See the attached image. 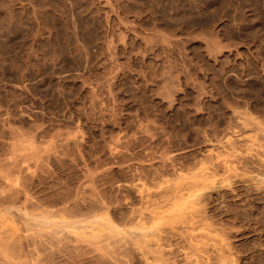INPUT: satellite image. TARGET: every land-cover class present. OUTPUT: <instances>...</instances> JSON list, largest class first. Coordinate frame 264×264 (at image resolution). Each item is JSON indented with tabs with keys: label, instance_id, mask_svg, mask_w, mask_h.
<instances>
[{
	"label": "rangeland",
	"instance_id": "1",
	"mask_svg": "<svg viewBox=\"0 0 264 264\" xmlns=\"http://www.w3.org/2000/svg\"><path fill=\"white\" fill-rule=\"evenodd\" d=\"M0 32V161L10 160L3 163L8 171L15 163L10 170L15 167L18 183L23 179V194L30 191L27 194L35 198L29 204L41 202V208L44 205L48 208L43 209L51 211L71 197L77 201L81 211L77 216H83L70 222L78 227L84 221L80 226L85 228L78 227L77 233L99 235L98 243H104L109 257L99 252L80 255L79 251L76 257L72 250L61 251L63 244L58 247L52 235L49 246H31L33 251L25 247L24 262L145 264L136 246L127 248L130 243L126 240L128 245L124 244L123 238L141 244V238L137 242L139 238L133 236L136 230L130 216L140 208L146 212L144 217L153 213L146 207L147 213L142 202L149 205L154 200L145 202L143 193H157L162 181L173 179L181 168L186 173L191 167L195 171L205 166L207 171L215 170L212 181L217 183L199 201L203 220L211 222V227L202 220L192 230L184 221L183 228L184 219L172 213L177 201L171 204L175 206L171 212L164 209L166 201L155 200L154 210L160 213L164 209L168 215L165 221L171 213L179 219L158 223L159 227L155 223L156 229L152 225L153 234L165 246L164 259L157 263L187 264L184 252H190L193 245L207 248L203 250L213 264V246L224 238L233 255L229 264H264V159L254 156L257 143L249 146L253 152L246 146L249 143H236V153L231 154L234 149L229 152L224 147L226 134L233 137L234 133L236 138L245 127L254 130L252 134L257 133L258 124L264 128V0H0ZM262 132L256 136L264 135ZM260 142L264 144L261 140L257 145ZM27 145L32 146V153ZM214 146L212 157L207 156ZM183 148L190 149L188 156L173 161L175 165L165 158L168 162L163 166V156ZM219 156L235 161L230 170L216 168ZM160 172L164 178L158 176ZM193 172L191 175L198 173ZM15 175L11 177L15 179ZM203 179L210 186L211 179ZM19 184L14 186L21 187ZM24 203L23 198L11 206L12 214L19 207L23 211ZM179 205L177 209L184 206ZM25 207L24 212L31 213ZM15 217L17 227L23 228L21 235L26 237L35 230ZM55 221L53 228L63 227H57ZM87 221H97L92 224L95 228L98 223V227L105 225L95 231L86 228L91 226ZM108 221L113 228L106 227ZM150 221L145 222L150 223L145 225L147 229ZM127 229L132 233L122 234ZM202 232L211 235L205 237ZM121 236L124 241L118 240ZM190 236L192 241L205 239L189 242ZM51 245L59 250H52ZM50 251L66 255L51 259ZM0 264H5L2 259Z\"/></svg>",
	"mask_w": 264,
	"mask_h": 264
},
{
	"label": "bare ground",
	"instance_id": "2",
	"mask_svg": "<svg viewBox=\"0 0 264 264\" xmlns=\"http://www.w3.org/2000/svg\"><path fill=\"white\" fill-rule=\"evenodd\" d=\"M3 10H5V9H3ZM8 20V19H7ZM6 22V21H5ZM6 25V24H5ZM4 27V26H3ZM2 31V30H1ZM5 33V32H4ZM0 35H1V32H0ZM2 36H3V34H2ZM1 39V38H0ZM3 119H4V116H3ZM253 119V118H252ZM254 120V119H253ZM244 122V121H243ZM259 123H261V122H259ZM243 125H244V123H242ZM241 124V125H242ZM3 125V124H2ZM242 125V126H243ZM245 125H247V124H245ZM5 126V125H4ZM257 126H260L261 128H262V126L261 125H257ZM256 126V127H257ZM243 127H245V126H243ZM249 127V126H248ZM254 127H255V125H254ZM260 127H258L256 130V134L257 135H259V133L260 132H262L261 130H264V128H260ZM240 128H242V127H240ZM3 129V128H2ZM253 129V128H252ZM259 129H261L260 131H259ZM241 131H242V133H240L241 135L240 136H238V137H236V138H234V133H233V137L230 135V134H226V135H224V147L225 148H227L226 150L227 151H229L230 149H234V151H229L230 152V154L232 153V152H234V153H236V147L234 146L236 143L237 144H239V143H243V144H245V143H249V145H246V146H248V148H249V151L250 152H253V151H251V149H253V145L255 146V144L257 143L258 144V141H261V140H264V138H258V139H261V140H258L257 141V137H261V136H264V135H261V136H256V134H252L253 133V131L251 130V128L250 129H248L247 127H245L244 129H241ZM258 131H259V133H258ZM5 132V131H4ZM262 133H264V132H262ZM261 133V134H262ZM15 134V133H14ZM224 134V133H223ZM232 134V133H231ZM3 138V137H2ZM4 141H6V140H4ZM250 142H252V143H250ZM6 143H7V141H6ZM5 143V144H6ZM261 143V144H260ZM259 143V145H257L256 144V149L257 150H255V152H254V156L255 157H257V158H259V160H261V159H264V158H261V156H264V151H262V150H264V148H262V147H264V144H262V142H260ZM243 144H240V145H243ZM14 145V144H13ZM22 145V144H21ZM250 145H252L251 147L252 148H250L249 146ZM258 146V147H257ZM223 147V148H224ZM243 147H245V146H243ZM17 148V147H16ZM26 150L28 149V151L30 150H32V146L30 147V145H27L26 147ZM33 148H34V146H33ZM213 148H216L215 146L214 147H211V148H209L207 151V156H211L212 154L211 153H213ZM224 148V149H225ZM245 148H247V147H245ZM19 149V148H18ZM21 149V148H20ZM212 149V150H211ZM217 149V148H216ZM229 149V150H228ZM259 149V150H258ZM262 149V150H261ZM16 150V149H15ZM33 150H35V148L33 149ZM176 150V149H175ZM215 150V149H214ZM227 151H226V153L225 154H227ZM245 151H247V150H245ZM190 149H189V151L186 149V148H183V149H178V150H176V151H174V152H172V153H170L169 154V156L167 157V156H163L162 158H164V160L162 161V162H164L165 161V158L169 161H171V163L173 162V161H175V160H178V161H180L178 158H180V157H184V156H188L190 153ZM31 153H32V151H31ZM234 153H233V155H234ZM1 154H3V153H1ZM7 154V153H6ZM222 154H224V153H222ZM33 155V154H32ZM219 155H221V154H219ZM233 155H231V156H233ZM1 156V155H0ZM7 156V155H6ZM35 156V155H34ZM227 156V155H226ZM212 157V156H211ZM219 157H221V158H215V164H217V166H219V167H216V168H220V167H223V168H228V170H230L231 169V167H230V165L231 166H233V164H234V160H232L231 159V161H230V159H228L227 157H225V158H227L228 160H226L225 158H222L223 156H219ZM230 157V156H229ZM254 157V158H255ZM4 158H5V156H4ZM7 158H9V157H7ZM6 158V159H7ZM252 158H253V155H252ZM3 159V158H2ZM153 159V158H152ZM161 159V158H160ZM160 159H158V160H160ZM185 159V158H184ZM166 160V161H167ZM181 160H182V158H181ZM6 161V163L8 162V161H10V160H4V162ZM153 161V160H152ZM155 161V160H154ZM165 161V162H166ZM167 161V162H168ZM206 161V160H205ZM234 161V162H233ZM1 163H0V259H2V261L5 263V264H22V262H23V264H27L28 262H26V260H25V262H24V260H23V253H24V250H26V248L25 247H29V248H31V250L33 251V246H34V249H35V246L36 247H38V246H43V245H45V244H48V242L50 241V239H52V237L53 236H55L54 238H56L57 239V243H59V245L58 244H55V243H53V242H55V241H53L52 243L53 244H55V246L56 245H58V247H61V245H62V247L60 248V249H62L61 251H63L64 249H65V251L67 250V251H69V252H71V250L73 251V252H75V255H76V252H77V255H78V251L80 252V255H84V253L85 252H94V254L95 253H100V255L101 256H103V255H106L107 257H108V252H106L105 251V249H104V243L102 244V245H100L98 242H99V240H100V237H99V235H97L98 237H95L96 236V234L94 235V234H91V236L90 237H88V235H87V233H86V236L84 235L85 233L83 232V236H82V232L80 231V232H78L77 233V231H76V229L79 227H81V228H85V226L83 227V226H80V225H83V223H85L84 221L82 222V223H80L79 224V226L77 227L76 225H74V223L72 224V221H77V219H79V218H81V217H78L77 215L79 214V212H81V211H79L78 212V210H77V206L79 205H77V201L76 202H74L73 200H72V197H71V200H69V201H61L56 207V209H53V207H51V205L49 206V207H51V211L49 210H45V209H43L44 207H46V206H44L43 205V208H41L42 206L41 205H39L40 203H35V204H29V203H31V202H28V201H30L33 197L31 196V198H30V195L29 194H27V193H29L30 191H28V192H25V194H23V179H21V176H20V178L19 179H21V181L19 182L20 184H22V186L16 181V180H18L17 178L19 177V175H18V173H17V171L15 170V167L13 168V170H10V168L12 169V166L13 165H15V163L12 165V166H10L9 167V171L6 169V164H3L4 162H2V161H0ZM132 162V161H131ZM161 162V163H162ZM164 162V165L163 166H165V163ZM177 162V161H176ZM8 163H10V162H8ZM129 163V162H128ZM148 163V162H147ZM182 163V162H181ZM180 163V164H181ZM185 163V162H184ZM201 163V162H200ZM203 163V162H202ZM205 163V162H204ZM212 163V162H211ZM132 164V163H131ZM168 164H170V162L168 163ZM172 164H174V163H172ZM183 164V163H182ZM182 164H181V166H182ZM213 165H215L214 163H212ZM9 165H11V164H9ZM159 165V164H158ZM157 165V166H158ZM161 165V164H160ZM160 165H159V168H161L160 167ZM167 165V164H166ZM175 165V164H174ZM185 165V164H184ZM204 165H206V164H204ZM20 166V165H19ZM133 166H135V165H133ZM162 166V165H161ZM169 166H171V164L169 165ZM177 167H180V165H176ZM175 166V167H176ZM194 166H196V165H194ZM207 166V168H211L212 169V167H208L209 165H206ZM210 166H212V165H210ZM216 166V165H215ZM215 166H213V167H215ZM17 167V166H16ZM124 167V166H123ZM153 167V166H152ZM166 167V166H165ZM172 167V166H171ZM176 167V168H177ZM183 168H184V166H182ZM19 168V167H18ZM22 168V167H21ZM155 168V167H154ZM163 168V167H162ZM162 168L160 169V171H162ZM174 168V167H173ZM192 168V167H191ZM190 168V169H191ZM205 166H199V168L197 169L196 167H195V169H197V170H195V171H197L198 173L200 172L201 174L200 175H198V176H201L202 175V177H201V180H200V178H198V176H197V178H195L196 176L195 175H197L198 173H196L195 171H194V169H192L194 172H195V175H191V173L193 172V171H191L190 169V171L191 172H184L183 173V171L181 172V170H184V169H178L179 170V172H176L175 174H174V172H175V169L173 170V174L175 175V177L173 176V174H172V177H174L173 179H170V181H168L169 180V178L168 179H166L165 181L167 182L166 184H165V181L163 182L162 181V183H164V185H162V187L160 186V188H161V190L159 189V191H158V188L156 189L157 190V193L155 192V193H152V191H147V192H145L146 193V195H144V193H143V195L142 196H144V197H146V199L145 198H143L144 199V201L146 202L147 200L150 202H152V200H156V201H160V202H162L163 201V203H164V201H166L165 203V205H164V209H166V211H168V210H172V208H174L175 206H177V207H175V209H176V212H178L177 210H179L180 212L179 213H177L176 214V212L175 211H173V210H175V209H173L171 212L172 213H175V215H177V217L179 218V216H180V218H183L184 220H181V222H183L182 223V226H183V228H185V222L187 223V225L189 226V227H186L188 230H192L193 228L191 227V226H193L194 224H196V223H199V222H201L203 219H205L204 217V213H203V211H202V209H200V207H199V201H200V199H203L206 195H208L209 193H211L210 192V189H212L213 187V189H216V185H217V183L215 184V182L216 181H214V180H216V179H214L213 181H212V179H213V177L216 175L215 173H213V170H209V171H207V170H205ZM230 168V169H229ZM17 169V168H16ZM156 170V169H155ZM147 171V170H146ZM149 171V170H148ZM157 171V170H156ZM166 171V170H165ZM170 171V170H169ZM176 171H177V169H176ZM185 171V170H184ZM210 171H212V173L210 172ZM18 172H20V169H18ZM154 172V171H153ZM157 172H159V170L157 171ZM193 172V173H194ZM206 172L208 173V172H210L209 174H206ZM214 172H215V170H214ZM21 173V172H20ZM148 173V172H147ZM169 173H171V172H169ZM190 173V175L189 176H187L188 174ZM12 174H16L15 176V179L13 178V177H11V175ZM144 174V173H143ZM155 174H157V173H155ZM163 173L162 172H160V175H159V173H158V176L160 177L161 175H162ZM215 174V175H214ZM151 175V174H150ZM167 175H168V173H167ZM167 175H164V176H166L167 177ZM209 175V176H208ZM211 175V176H210ZM214 175V176H213ZM170 176V175H169ZM23 177V176H22ZM152 177L154 178L155 176L154 175H152ZM165 177V178H166ZM171 177V176H170ZM209 177H211V178H209ZM13 178V179H12ZM152 178V179H153ZM161 178H164V177H162L161 176ZM161 178H158V179H161ZM195 178V179H194ZM203 178H208L207 179V181H209L210 179H211V181H209V182H207V183H209L210 184V186L207 184V186H205L204 184L206 183V180L203 182L202 180H204ZM155 179V178H154ZM153 179V181H155ZM171 180H174V181H172L171 182ZM199 182H198V181ZM17 183H16V182ZM157 181H159V180H157ZM22 182V183H21ZM171 182V183H170ZM200 182H202V183H200ZM212 182H214V184L212 183ZM222 182V181H221ZM220 182V183H221ZM13 183H15V184H19L21 187H17V186H14L15 184H13ZM213 186H212V185ZM221 185H222V183H221ZM220 185V186H221ZM27 186V185H26ZM25 186V187H26ZM25 187H24V189H25ZM206 189H209V190H206ZM26 191L28 190V188L27 189H25ZM139 190V189H138ZM140 192H141V190H139ZM139 191H137L138 193H139V195L141 194ZM143 191H145L144 189H143ZM209 191V192H208ZM58 192V191H57ZM151 192V193H150ZM208 193V194H205V193ZM27 194V195H26ZM217 194V193H216ZM23 195H24V197H23ZM29 195V196H28ZM138 195V196H139ZM222 195V194H221ZM220 195V196H221ZM56 196H57V194H56ZM59 196V195H58ZM219 196V195H218ZM28 197L30 198V199H28ZM24 198V202L26 201V203H24V204H26L27 205V208L29 207L30 209H32V211H31V213L29 212H24L25 211V209H26V205L24 206V209H23V211H21L22 209H19V208H16L15 210H17V214H12L13 212H11L10 210L12 209L13 210V208H10L11 206H13L14 204H17V202H20V200L21 199H23ZM35 198H33L32 200H34ZM38 199V198H37ZM76 199V198H75ZM40 200H41V198H40ZM63 200V199H62ZM139 200H141V195H140V198H139ZM179 200V201H178ZM36 201V200H35ZM37 201H39V199L37 200ZM70 201H73L72 203H69ZM141 201H143V200H141ZM141 201H139V202H141ZM154 201H153V204H154ZM175 201H177V204L175 205ZM22 202V201H21ZM34 202V201H33ZM148 202V203H149ZM169 202V204H170V206H172V205H175V206H172V207H169V204H167ZM175 202V203H174ZM178 202H179V204H181V207L184 205L185 206V208L183 209V207L182 208H179V209H177L180 205L178 204ZM182 202V203H181ZM54 203V202H53ZM56 203V202H55ZM54 203V204H55ZM158 203V202H157ZM184 203V204H183ZM23 204V205H24ZM44 204V203H43ZM142 204H143V207H144V205H146L145 206V209H146V207L148 208V210L150 209H152L153 210V213L150 211V213L152 214L151 215V217L149 216L150 215V213L147 211V209L145 210V211H147V213H149V215L148 214H146L145 215V217L146 216H149V218H147L146 217V219H145V221H144V215L143 214H145V213H143L142 211H144V210H140V209H142V208H140V206H139V210H136L137 212H136V215H135V213H133V214H131V216H130V220H134V222H132L133 223V225H134V227H133V229L134 230H136V231H133V236H137L136 238H141V240H140V238L137 240V242L139 241V243H141V244H139V245H137L135 242H133L132 241V239H134V238H129V237H123V238H125V241L123 240V238H122V236H121V238H119L118 240H120V239H122V240H120V241H124L125 243L124 244H126V240L128 241V244L130 243V245H128V244H126V245H128L127 246V248L128 247H130L131 245L133 246L134 245V247L136 246V252L138 251L139 253L138 254H140V257L142 256L143 257V259H144V261H145V264H148V263H150V261H152L153 262V260H156V263L158 262V263H160V261H161V263H162V259H164L162 256H163V251H164V245H163V243H161L160 242V238L158 237V235H156V234H153L154 232H152V231H154L153 230V228L155 227V229H156V227L159 225H164V224H166V223H170V222H172V223H175V221L177 220V221H179V219L177 218V217H175L174 216V218H173V215H172V213H171V215H172V219L174 220V222L173 221H171L172 219L170 218L171 217V215H170V217H168V222L167 221H165V219L167 220V218H165V217H167L166 216V214H165V210L163 209L162 211L161 210H159L160 211V213H162V214H160L159 212H158V210H154V208H156V207H154L153 208V204L152 203H149V205L151 204L152 206V208L150 207L149 208V205H147V203H145L144 204V202H142ZM142 204H140L141 205V207H142ZM155 204H156V202H155ZM172 204V205H171ZM183 204V205H182ZM22 205V204H21ZM179 205V206H178ZM48 206V205H47ZM54 206V205H53ZM28 208V209H29ZM48 207H46V209H47ZM168 208V209H167ZM29 209V210H30ZM27 210V209H26ZM52 210H54V211H52ZM34 211V212H33ZM36 211H38V213L36 212ZM163 211H165V212H163ZM141 212V213H140ZM156 212V213H155ZM158 212V213H157ZM52 213L54 214L53 216H52ZM59 213H61V214H63V216L62 217H60V219H58L59 217L58 216H60L61 214H59ZM143 213V214H142ZM13 216H12V215ZM57 214H59L58 216H56ZM66 215V217H65V215ZM128 214V213H127ZM11 215V216H10ZM81 215V214H80ZM133 215V216H132ZM165 215V216H164ZM14 216H17V217H15V218H18V216H19V220L21 221V220H25L28 224V226L30 225V226H32V230L33 229H35L32 233H29L30 235H26V237H25V233H24V236L23 235H21V226L20 227H17V224L15 223L16 221L14 220V218H12V217H14ZM54 216H56V217H54ZM128 216V215H127ZM52 217V218H51ZM56 219V221L58 222H56L55 221V223H57V227H59V225H63V227L62 228H53V227H55V225L56 224H54V218ZM63 217H65L66 218V220L68 221V222H66V220L64 219V222L61 220V218L63 219ZM75 217H78V218H75ZM74 219V220H72L71 222H70V220L71 219ZM150 218L152 219L151 221H150ZM170 218V219H169ZM207 218V217H206ZM76 219V220H75ZM121 219V218H120ZM127 219V218H126ZM128 219H129V217H128ZM127 219V220H128ZM147 219H149V221L150 222H152L151 223V225L150 226H148L150 229H151V227H152V225L154 224V227L151 229V232H150V229H147L146 227H145V225H148V224H150V223H148V224H146L145 222H146V220ZM50 220H53V221H50ZM59 220H61L60 221V223H59ZM169 220H170V222H169ZM15 221V222H14ZM17 221H18V219H17ZM19 221V222H20ZM22 222V223H24L25 225H26V222ZM163 221V222H162ZM185 221V222H184ZM204 221V220H203ZM207 221L208 220H205L204 221V223H202V224H206L207 223ZM14 224H16V226L15 225H13L12 223ZM90 221H87V223H86V225L89 223ZM97 221H95V222H93L92 223V221L90 222L91 223V226H92V228H91V226H89V224H88V227H86V228H89L90 227V229H93L94 228V230L95 231H97L98 229L97 228H101V227H103V225H105V223L103 224V223H100V225L101 224H103L101 227H98L99 226V223L97 224V228H95V225H92V224H94V223H96ZM109 222V221H108ZM128 222V221H127ZM137 223V224H134V223ZM142 222H144V223H142ZM166 222V223H165ZM125 223H126V220H125ZM130 223V222H129ZM155 223H156V225H155ZM162 223V224H161ZM164 223V224H163ZM177 223V222H176ZM179 223V222H178ZM108 224V225H107ZM113 225V223L112 222H109V223H106V227H112V225ZM131 224V223H130ZM143 224H144V226H143ZM23 225V224H22ZM26 225V226H27ZM53 225V226H52ZM136 225V226H135ZM210 225V226H209ZM19 226V225H18ZM25 226V227H26ZM27 226V228H29ZM158 226V227H159ZM203 226V225H202ZM202 226H200V227H202ZM206 226H209V227H211V222H209V224H206ZM206 226H203L202 227V229H206V228H208L209 230L208 231H210V228L209 227H206ZM113 228V227H112ZM23 229V228H22ZM51 229H53V230H51ZM97 229V230H96ZM133 229H131V231L133 230ZM201 229V230H202ZM19 230H20V232H19ZM27 230V229H26ZM25 230V231H26ZM29 230H30V228H29ZM129 229H127V233L125 234V231L126 230H124L123 231V233L122 232H120V233H122V234H124V235H127L128 233H132V232H130V231H128ZM207 230V229H206ZM213 230V229H212ZM23 231V230H22ZM28 231V230H27ZM95 231H92L91 232V230L89 231V232H91V233H93V232H95ZM203 231V230H202ZM205 231V230H204ZM199 232H201V231H199ZM198 232V233H199ZM206 232V231H205ZM205 232H202V235L203 236H205V237H208V235H209V237H210V235L211 234H203V233H205ZM211 232H213V231H211ZM80 233V234H79ZM134 233H135V235H134ZM197 233V234H198ZM215 233V232H214ZM213 233V234H214ZM23 234V233H22ZM90 234V233H89ZM118 234L119 233H117L116 234V237L118 236ZM196 234V235H197ZM220 234V233H219ZM218 234V235H219ZM53 235V236H52ZM93 235V236H92ZM123 235V236H124ZM130 235H132V234H130ZM52 236V237H51ZM82 236V237H81ZM129 236V235H128ZM132 236V237H133ZM139 236V237H138ZM192 237L194 236L193 234L191 235ZM191 236H190V238H189V240L191 239ZM199 236H201L200 234H199ZM198 236V237H199ZM214 235H212V237H213ZM49 237H51V238H49ZM119 237H120V235H119ZM194 237H196V236H194ZM221 237V236H220ZM222 237H223V235H222ZM23 238H25L24 240H23ZM98 238H99V240H98ZM200 238V237H199ZM218 239H219V237H217ZM195 239V238H194ZM202 238H200V239H195V240H201ZM205 238L203 237V240H204ZM209 239V238H208ZM213 239H216L215 237H213ZM218 239H216L217 241H218ZM52 240H54V239H52ZM194 240V241H195ZM203 240H201V241H199L200 243L203 241ZM224 238L221 240L220 239V242H216L217 243V245L214 247L213 246V248L214 249H212L213 250V253H214V263L215 264H229L230 262H233V258H232V254H231V252H230V248L228 247V245L226 244L227 242H224ZM192 241V239L189 241V242H191ZM194 241H192V242H194ZM210 241V240H209ZM206 242V241H205ZM50 243V242H49ZM51 243V244H52ZM60 243H61V245H60ZM101 243V242H100ZM107 243V242H106ZM123 243V242H122ZM134 243V244H133ZM197 242H195V244H196ZM213 243V242H212ZM216 243H213V244H216ZM52 244V245H53ZM99 244V245H98ZM199 244V243H198ZM197 244V245H198ZM212 244V245H213ZM50 246V248L53 250V248H56V250L58 249L59 250V248L58 247H53V246ZM107 245V244H106ZM105 245V246H106ZM108 245H109V243H108ZM107 245V246H108ZM126 245H124L125 247H126ZM202 245V244H201ZM32 246V247H31ZM45 246H49V244L48 245H45ZM106 246V247H107ZM110 246V245H109ZM131 246V247H132ZM134 247H132L133 249H135ZM28 248V249H29ZM47 248V247H46ZM68 248V249H67ZM109 249H110V247H108ZM132 248L130 249V250H132ZM193 245H192V247H190L189 248V250H190V252L188 251V250H186L185 251V248H183L184 249V257L183 258H185L186 260H188L187 262V264H209V257L207 256V252L208 251H206V250H203V249H207V248H198V247H196V248H193ZM30 250V251H31ZM38 250V249H37ZM49 249H47L46 251L47 252H49L48 251ZM57 250V251H58ZM106 250L108 251V249L106 248ZM194 250V251H193ZM200 250H201V252H200ZM39 251V250H38ZM57 251H50V254H52V257H50L51 259L53 258V255H55V253L57 252ZM61 251H59V252H61ZM67 251H66V253H67ZM192 251V252H191ZM36 252V251H35ZM34 252V253H35ZM40 252V251H39ZM38 252V253H39ZM55 252V253H54ZM198 252H200V253H198ZM205 253V254H203V253ZM44 253V252H43ZM54 253V254H53ZM58 253V252H57ZM62 253H64V252H62ZM62 253H59V255L60 254H62ZM110 253V252H109ZM131 253H133L132 251H131ZM135 253V252H134ZM30 254V253H29ZM32 254V253H31ZM40 254V253H39ZM49 254V255H50ZM65 254V253H64ZM128 254H129V252H128ZM202 254V255H201ZM28 255V254H27ZM47 255H48V253H47ZM56 255H58V254H56ZM55 255V256H56ZM58 255V256H59ZM66 255V254H65ZM69 256H70V254H68ZM77 255H76V257H77ZM93 255V254H92ZM126 255V254H125ZM131 255V254H130ZM130 255H127V256H130ZM191 255H194V258H192L191 257ZM29 256V255H28ZM37 256V255H36ZM63 256V255H62ZM72 256V255H71ZM94 256V255H93ZM96 256H97V254H96ZM110 256V255H109ZM22 257V258H21ZM31 257V256H30ZM48 257V258H49ZM65 257V256H64ZM133 257V256H132ZM20 258H21V260H22V262H21V260H20ZM25 258H26V256H25ZM33 258H35V257H33ZM57 258V257H56ZM109 258V257H108ZM130 258H131V256H130ZM190 258H192V259H190ZM39 259V258H38ZM37 259V260H38ZM72 259V258H71ZM75 259H77V258H75ZM79 259V258H78ZM80 259H81V256H80ZM79 259V260H80ZM132 260H133V258H131ZM141 259V258H140ZM166 259V258H165ZM49 260V259H48ZM126 260H127V258H126ZM142 260V259H141ZM150 260V261H149ZM34 261H35V259H34ZM54 261H55V258H54ZM164 261H166V260H163V262ZM234 261H235V259H234ZM52 262H53V260H52ZM79 262V261H78ZM77 262V263H78ZM143 262V261H142ZM185 262V261H184ZM236 262V261H235ZM33 263H35V262H33ZM50 263H51V261H50ZM157 263V264H158ZM166 263V262H165ZM213 263V264H214ZM29 264H31V262L29 263ZM38 264V263H37ZM78 264H81L80 262L78 263ZM127 264H130L128 261H127ZM164 264V263H163ZM234 264V263H233Z\"/></svg>",
	"mask_w": 264,
	"mask_h": 264
}]
</instances>
